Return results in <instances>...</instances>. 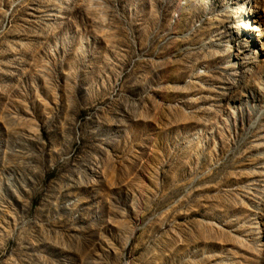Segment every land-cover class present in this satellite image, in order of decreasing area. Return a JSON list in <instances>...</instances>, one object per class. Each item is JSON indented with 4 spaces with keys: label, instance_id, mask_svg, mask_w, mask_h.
<instances>
[{
    "label": "rangeland",
    "instance_id": "obj_1",
    "mask_svg": "<svg viewBox=\"0 0 264 264\" xmlns=\"http://www.w3.org/2000/svg\"><path fill=\"white\" fill-rule=\"evenodd\" d=\"M0 264H264V0H0Z\"/></svg>",
    "mask_w": 264,
    "mask_h": 264
}]
</instances>
